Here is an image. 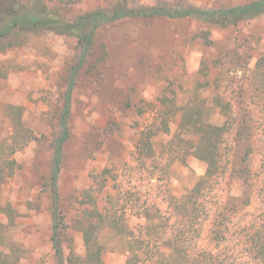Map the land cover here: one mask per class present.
<instances>
[{"label": "rangeland", "instance_id": "rangeland-1", "mask_svg": "<svg viewBox=\"0 0 264 264\" xmlns=\"http://www.w3.org/2000/svg\"><path fill=\"white\" fill-rule=\"evenodd\" d=\"M43 1L66 19H73L115 0H82L71 6ZM139 1L155 4L158 0ZM168 1L214 8L249 0ZM204 35L214 43L209 44ZM96 40L98 47L105 48V59L100 60V50L94 58L96 71L82 74L72 94L71 137L65 146L59 180L68 221L83 217L84 208L94 207L87 191L99 189L104 180V194L130 197L134 205L156 204L166 211L169 195L184 193L206 171V163L197 158L187 165L173 161L165 167L168 143L180 125V106L193 96L202 99L217 90L229 93L231 87H238L224 74L230 65L215 66L216 58L245 56L243 66L247 67L239 76L244 71L250 74L256 59L264 55V14L228 28L190 19H123L104 25ZM77 42L74 36L47 32L32 35L26 45L0 53V137H9L13 131L15 115L10 106H21L26 126L41 138L15 153L18 168L0 190V199L11 202L19 213L7 236L22 250L20 264H57L50 240V198L43 183L50 171V144L57 131L70 68L77 59ZM215 78L218 86H204ZM164 119L169 132L159 130L152 138L160 154L159 168L142 166L137 160V133L153 122L161 128ZM105 167L110 173H103ZM97 192L89 191L93 195ZM97 202L101 209L110 206L101 195ZM258 205L254 200L248 207L250 214H257ZM136 211L130 206L126 217L137 232L145 219L138 218ZM72 227L74 249L84 253L83 234L74 229V222ZM105 239L109 247L119 245L118 237L107 235ZM104 258L105 264H125L127 253L110 248Z\"/></svg>", "mask_w": 264, "mask_h": 264}, {"label": "trees", "instance_id": "trees-1", "mask_svg": "<svg viewBox=\"0 0 264 264\" xmlns=\"http://www.w3.org/2000/svg\"><path fill=\"white\" fill-rule=\"evenodd\" d=\"M48 1L71 6L82 0ZM262 14L264 0L214 8L174 5L168 0H158L155 4L115 0L66 19L56 7L43 0H0V53L26 45L35 34L54 32L78 40L77 59L70 68L57 131L50 144V171L43 183L50 198V240L57 264H105V253L110 248L127 253L125 264H264V55L256 59L250 74L244 71L241 76L245 56L216 58L215 66L230 65L224 74L229 81L237 82L238 87H231L229 93L226 89L217 90L202 99L193 96L180 106V125L168 143L169 162L165 167L173 161L187 165L197 158L206 163V171L184 193L169 195L166 211L156 204L134 205L130 197L121 199L104 194L102 190L107 186L104 180L99 189L92 187L87 191L94 207L84 208L83 217L68 221L59 185L66 159L65 146L71 137L72 94L82 74L93 75L96 71L98 62L94 58L100 50L103 51L100 60L105 59V48L98 47L96 40L104 25L123 19L168 18L228 28ZM204 37L209 44L214 43L207 35ZM210 81L204 86L214 83L218 86L217 78ZM10 108L15 115L12 134L0 137V190L18 168L15 153L32 141H41L26 126L23 108ZM154 124L138 131L136 149L142 166L157 169L160 154L152 138L159 130L169 132V124L165 119L161 128ZM103 173H110V168L105 167ZM90 190L99 193L93 195ZM99 195L107 198L110 206L99 208ZM254 200L259 203L258 212L250 214L248 207ZM130 206L137 209L138 218L145 219L137 232L127 222ZM18 215L11 202L0 199V264H20L22 250L7 236ZM72 222L74 229L83 234L84 253L74 249ZM107 235L118 237L119 245L109 247L104 241Z\"/></svg>", "mask_w": 264, "mask_h": 264}]
</instances>
